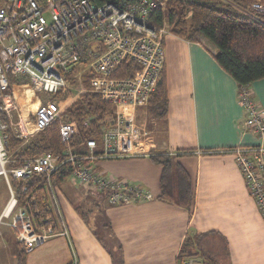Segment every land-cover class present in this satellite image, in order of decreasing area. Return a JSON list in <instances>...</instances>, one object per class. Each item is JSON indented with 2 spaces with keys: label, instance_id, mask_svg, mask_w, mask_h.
<instances>
[{
  "label": "built area",
  "instance_id": "obj_1",
  "mask_svg": "<svg viewBox=\"0 0 264 264\" xmlns=\"http://www.w3.org/2000/svg\"><path fill=\"white\" fill-rule=\"evenodd\" d=\"M165 2L0 0V131L9 126L18 132L15 136L27 141L34 133L57 123L64 144L61 155L45 152L7 170V134L0 133V175L9 193L0 223L4 222L3 218L9 219L7 224L25 251L54 234L55 225L61 226V233L66 234L57 200L58 186L51 175L67 162L71 165V177L78 184L103 194L111 205L152 198L138 184L100 173L95 162L145 154L140 146L145 126L137 122V114L146 109L161 79L163 39L168 26L166 22L155 26L150 17L155 10L164 9ZM246 12L264 16V1H252ZM124 60H132L138 69L130 76H114ZM20 87L38 99L34 108L26 109L22 104ZM86 89L97 93L114 110L98 140L88 138L83 146L75 148L72 146L74 125L68 121L65 108ZM237 100L244 110L243 130L263 139L264 113L253 100L249 85L238 86ZM17 122L25 123L27 131L18 129ZM225 151L234 155L264 222V144L235 146ZM8 173L16 179H25L32 173L45 175L57 221L46 218L37 230L31 215L18 206ZM9 204L10 209L6 210ZM179 264H194V259Z\"/></svg>",
  "mask_w": 264,
  "mask_h": 264
},
{
  "label": "crops",
  "instance_id": "obj_2",
  "mask_svg": "<svg viewBox=\"0 0 264 264\" xmlns=\"http://www.w3.org/2000/svg\"><path fill=\"white\" fill-rule=\"evenodd\" d=\"M163 49L166 117L145 119L140 139L145 154L126 157V180L152 198L111 205L103 194L70 177L58 186L57 195L66 234L57 226L54 234L25 251L7 221L1 222L0 264H177L182 241L195 234H204L201 254L212 255L217 264H264L262 216L234 155L225 151L264 144V138L243 130L238 83L216 62L212 44L168 32ZM248 85L264 113V77ZM157 153L174 156L188 172L193 189L189 208L158 199L161 166L150 159ZM96 166L101 169L99 162ZM2 181L0 175L1 189ZM90 197L101 204L90 213L92 221L74 207L91 205ZM112 252L120 257L117 262ZM201 254L194 264H203Z\"/></svg>",
  "mask_w": 264,
  "mask_h": 264
},
{
  "label": "trees",
  "instance_id": "obj_3",
  "mask_svg": "<svg viewBox=\"0 0 264 264\" xmlns=\"http://www.w3.org/2000/svg\"><path fill=\"white\" fill-rule=\"evenodd\" d=\"M92 1L103 4L120 0ZM252 1L254 0H166V9L155 10L150 21L155 26H162L166 22L169 33L185 40H205L212 44L216 49L215 60L220 67L234 78L238 86L248 85L264 77V16L256 17L246 12ZM137 69L135 62L124 60L115 70L114 76H130ZM83 85L87 88V81H84ZM146 109L150 118L163 120L166 117L167 88L163 71ZM113 110V106L103 101L97 93L89 89L81 93L65 110L66 117L75 130L72 146L79 148L88 138L98 140L102 128L113 115ZM23 141L24 139L12 134L8 135L7 154L10 157L6 163L7 170L20 167L24 160L45 152L61 155L64 149L57 123L37 132L27 142ZM150 159L161 166L158 199L189 208L193 200V189L184 166L174 156L166 153L151 155ZM71 171V165L67 162L51 175V180L60 186L71 177ZM8 177L18 206L25 208L31 215L37 230H40L46 218L57 221V214L51 209L45 175L32 173L25 179H16L8 173ZM2 179L5 184L4 178ZM105 199L104 196L103 201ZM100 206L95 199H92L89 206L74 204L75 210L83 219L91 212L100 210ZM56 229L55 225L53 230ZM203 235H188L184 238L177 256V264L201 254ZM115 254L112 252L113 259L117 262L120 257ZM202 256L203 264H217V259L212 255Z\"/></svg>",
  "mask_w": 264,
  "mask_h": 264
},
{
  "label": "rangeland",
  "instance_id": "obj_4",
  "mask_svg": "<svg viewBox=\"0 0 264 264\" xmlns=\"http://www.w3.org/2000/svg\"><path fill=\"white\" fill-rule=\"evenodd\" d=\"M255 1V0H254ZM164 9H166V2H165V4H164ZM17 78V77H16ZM13 80H14V78H12L11 79V82H13ZM24 80L26 81V82H28V79L25 77L24 78ZM19 92H20V97H21V100H22V104L24 105V106H27V108L26 109H28V108H34L35 106H36V104H37V101H38V99L36 98V97H34L32 94L30 95V93L28 92V90L26 89V88H24V87H20L19 88ZM39 93V95L40 96H44L45 95V93L44 92H38ZM24 95V96H23ZM79 98V97H78ZM30 102V103H29ZM31 106V107H30ZM65 110H66V108H65ZM24 111V110H23ZM14 117H16L17 118V115H13V118ZM148 118H150L149 116H148V114H147V109H141L140 111H139V113L137 114V122L138 123H141V122H143L145 119H148ZM23 126V128H21ZM17 128L18 129H21V130H26L27 131V128L25 127V123H23V124H19L18 122H17ZM0 133H6L7 134V139H8V135H10V134H12V135H16L18 132H15V129L13 130L11 127H9L8 126V129L7 130H5V129H2V131H0ZM34 134H36V133H34ZM15 137H17V136H15ZM17 138H19V139H24V138H20V137H17ZM29 138H31V137H29ZM7 141V140H6ZM23 142H25V139H24V141ZM6 146H7V144H6ZM7 148V147H6ZM6 157L9 159V154H7L6 155ZM100 163V168L101 169H99L98 167H97V170L100 172V173H102V174H104V172H106V174L107 175H110V176H112V177H115V178H119V179H126V158H119V159H103V160H99V161H97V162H95L96 163V165H97V163ZM103 169H105V170H103ZM125 170V171H124ZM106 174H104V175H106ZM3 178V177H2ZM69 180V179H68ZM3 182V181H2ZM5 183H6V181H5ZM7 185V184H6ZM2 189H1V187H0V210H1V208L3 207V205H4V202H5V200H4V198H6V202H7V192L6 191H8V189L6 190V187H5V185H4V183H2ZM90 191L92 192V193H94V194H96V195H98L99 193H97V192H95L94 190H92V189H90ZM8 196H9V193H8ZM92 196H94V195H92ZM6 202H5V204H6ZM87 218H89L91 221H92V219H91V214H88V216H87ZM9 219H4L3 218V221L5 222V221H8Z\"/></svg>",
  "mask_w": 264,
  "mask_h": 264
},
{
  "label": "bare ground",
  "instance_id": "obj_5",
  "mask_svg": "<svg viewBox=\"0 0 264 264\" xmlns=\"http://www.w3.org/2000/svg\"><path fill=\"white\" fill-rule=\"evenodd\" d=\"M37 103H38V101H37ZM34 135H35V134H34ZM34 135H32V136H34ZM32 136H31V137H32ZM29 139H30V138H29ZM29 139H28V140H29ZM28 140H27V141H28ZM27 141H25V142H27ZM6 208H7L6 210L10 209V204H9Z\"/></svg>",
  "mask_w": 264,
  "mask_h": 264
}]
</instances>
